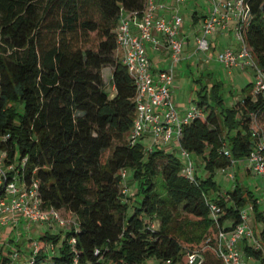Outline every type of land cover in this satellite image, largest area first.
Listing matches in <instances>:
<instances>
[{
	"label": "trees",
	"instance_id": "trees-1",
	"mask_svg": "<svg viewBox=\"0 0 264 264\" xmlns=\"http://www.w3.org/2000/svg\"><path fill=\"white\" fill-rule=\"evenodd\" d=\"M246 1L245 40L264 72V0ZM145 6L146 0H0V138L10 135L9 159H27L24 180L36 184L45 207L76 222L64 238L44 234L31 264H189L181 240L207 241L200 264H224L215 237L239 224V210L249 204L263 226L255 236L264 248L258 199L239 185L224 198L212 178L233 166L222 152L225 142L239 161L252 150V126L264 134V91L253 95L248 85L231 108L221 80L210 94L207 86L197 91L193 102L203 117L184 126L179 142L203 158L205 178H185L181 160L164 148L146 153L143 144L129 145L137 86L120 59L116 29L125 13L141 14ZM105 69L114 93L106 89ZM123 170L137 183L132 204L121 186ZM211 201L222 208L218 223ZM181 215L189 234L174 226ZM50 244H60L58 254H47ZM244 251L262 260L253 246Z\"/></svg>",
	"mask_w": 264,
	"mask_h": 264
},
{
	"label": "built area",
	"instance_id": "built-area-1",
	"mask_svg": "<svg viewBox=\"0 0 264 264\" xmlns=\"http://www.w3.org/2000/svg\"><path fill=\"white\" fill-rule=\"evenodd\" d=\"M186 0H176L178 4ZM212 6L210 14L202 21L197 36V49L208 54L211 50L209 38L220 28L228 27L231 21H236L233 29L237 49H227L220 52L216 60L229 71L233 69L253 70L255 81L253 95L264 91V72L258 67L252 51L248 46L244 27L249 18L250 11L246 0H207ZM165 5H159L156 0H146L144 11L125 13L116 29L117 46L122 63L127 67L137 86L136 117L133 127L128 134L130 147L142 144L145 138L152 143L146 153L157 148H164L177 136L180 140L183 128L194 119L203 117L201 109L194 105L193 109L183 113L172 98L173 87L176 81L175 68L181 63L183 57L182 32L185 26V16L176 13L169 17L160 13ZM128 14V15H126ZM136 29V30H135ZM148 44L156 51H165L168 54L164 68L155 70ZM255 125V124H254ZM253 147L246 158L250 170L264 177V134L255 125L251 128ZM10 135L0 138V226L8 227L12 224H22L28 229L31 224L50 225L70 230L76 225L75 220L64 219L54 208L45 207L35 183L28 184L24 180L27 159L14 165L9 159L7 142ZM180 143V142H179ZM223 154L233 159L232 151L225 142ZM186 161L182 166L185 178L195 180V163L192 154L182 150ZM228 169H224L226 171ZM129 171L121 172V186L123 193H127V178ZM230 178H234L229 174ZM253 206L239 210L241 221L231 230H220L216 235L217 253L224 264H245L241 244L244 241H253L256 251H262L260 264H264V248L255 236V229L250 221V212ZM211 218L218 223L222 208L216 202H210ZM32 248L19 253V251L4 252L0 249V264H31L38 256L40 247L37 241H32ZM72 251L76 249V238L69 241ZM189 264H200L203 257L200 253L188 255Z\"/></svg>",
	"mask_w": 264,
	"mask_h": 264
},
{
	"label": "rangeland",
	"instance_id": "rangeland-1",
	"mask_svg": "<svg viewBox=\"0 0 264 264\" xmlns=\"http://www.w3.org/2000/svg\"><path fill=\"white\" fill-rule=\"evenodd\" d=\"M203 4L204 11H210V8L208 5H205L206 0L201 1ZM205 5V6H204ZM195 24L192 23V32H195ZM234 34V33H233ZM194 35V34H193ZM217 36H215L214 40H212V36L209 38V41L212 43H215L217 45L216 50H212L208 53V60L209 63H207V59H204V62L201 60L196 65L195 68L193 66V73L194 74H187L188 76L185 77L184 73V80L182 82V86L178 87L179 95H182L184 98L182 102H184L183 106L179 108L180 111H183V113L188 112L193 109L195 103L193 102L194 99L197 97V91L202 90L204 86H207V92L210 94L213 90V85L218 81L221 80L223 82L222 90H221V96L224 99V103L226 107H236L239 105V103L243 100L244 95L247 92H244V90L248 87V85L254 84L255 81V73L253 70H239V69H233L229 71L226 69L221 63H219L216 60L217 55L225 51L227 49H234L230 45L229 36H226V40L223 43L217 42ZM235 38V35H234ZM236 40V38H235ZM237 42V41H236ZM194 45V39H192V47ZM184 50V48H183ZM206 55V53L201 52V55ZM196 62V61H195ZM194 65V64H193ZM188 71V70H187ZM189 73V72H188ZM104 76L106 77V80H111V74L109 69H105ZM106 81V89L110 93H114V89L109 81ZM114 95H112L113 97ZM141 143L144 145L145 150L147 151L149 146L151 145L152 141L151 139H143ZM164 149L174 153L182 163L186 161L185 157L182 155V149L180 148V143L175 136L170 143L164 147ZM192 159L195 163V169L196 173L200 175L201 178H205L206 173L204 169V160L203 158L197 157L195 155H192ZM237 161V160H236ZM14 165L18 164L19 162V156L18 154L15 156V158L12 161ZM249 166V163L246 159H242L237 161L236 164L231 166L228 170H217L215 174L212 176L213 181L216 183L217 186V193L220 195L226 192H231L234 190L236 185H239L241 187L242 192L247 195L248 193H251L258 199L259 205L261 206V210L264 211V177L261 175L256 174L253 171H249L247 167ZM229 174H232L234 178H230ZM127 193L129 197H132L131 204L133 203L134 198L137 194V183L133 179L131 173L129 172L128 178H127ZM130 204V205H131ZM252 205H247L246 207H249ZM132 210L129 211L131 213ZM68 220H74L73 216L68 215ZM184 216H177L174 220V226L184 228L185 232L189 234L190 229L186 226ZM250 220L253 224V226H257L258 229H262V225L255 224V213L254 210L250 212ZM151 227L155 230H158L160 227L159 221H153L151 223ZM53 231L50 233L61 235V237L64 238V236L69 231L68 229H59L57 227H52ZM49 231V228L46 225L41 224H31L28 229L24 227L22 224H12L8 227L0 226V249L3 248L4 252H9V250H12V252L19 251L20 254L22 252H25L28 249L32 248V241H38L44 234H46ZM200 232V230H199ZM185 247V258L192 251H197L200 254H202L200 251L206 248L207 241L202 242L201 244H188L185 241L181 240ZM60 244L57 246L52 247V245H48L47 247V254L54 255L58 254L59 252ZM150 264H155V262Z\"/></svg>",
	"mask_w": 264,
	"mask_h": 264
},
{
	"label": "crops",
	"instance_id": "crops-1",
	"mask_svg": "<svg viewBox=\"0 0 264 264\" xmlns=\"http://www.w3.org/2000/svg\"><path fill=\"white\" fill-rule=\"evenodd\" d=\"M159 5H165L166 9H160V13L164 14L165 16L169 17L173 14L180 13L185 16V26L182 32V40H183V57L181 63L175 68L176 70V81L175 85L173 87L172 92V98L175 104L180 108L184 104L182 102L183 96L179 95L178 87L182 86V82L184 80V73L186 74L185 77H187V74H190L188 72L194 71L193 66L196 68L198 65L197 63L201 60L204 62V59L208 58V54L201 55V51H198L197 47V36L199 34L200 28L202 26L203 19L210 14V11L212 9V6L209 4V2H205V5H208L210 8V11H204L202 0H186L185 3L178 4L176 0H156ZM204 1V0H203ZM204 5V6H205ZM128 15V14H126ZM199 20L196 22L195 20ZM192 23L195 24V32H192ZM236 24V21H231L226 28H220L218 32H216L214 35H212V40H214L215 36H217V42L223 43L226 40V36H229L230 45L234 47V49H237L239 47L238 42H236L233 34V29ZM136 30V29H135ZM194 34V35H193ZM192 39H194V45L192 47ZM211 43V49L213 47V50H216L217 45L215 43ZM148 50L154 65L155 70L164 68L166 65V60L168 57V54L165 51H156L152 48L150 44H148ZM196 61V62H195ZM209 62V60H206ZM194 64V65H193ZM198 68V67H197ZM238 69V68H237ZM188 70V71H187ZM240 70V69H239ZM243 71V70H242ZM149 139V138H145ZM247 169L249 171L250 167L248 166ZM228 192L221 194L222 197H226ZM251 221V220H250ZM252 224V222H251ZM49 228L48 232H52V226L46 225ZM253 226V224H252ZM55 227V226H54ZM53 227V228H54ZM58 228V227H57ZM253 228H258L257 226H253ZM63 230L62 228H59ZM63 238V237H62ZM249 245L253 246V241H244L241 244V248L243 250V260L245 264H260V260H256L254 258H251L245 254L244 248Z\"/></svg>",
	"mask_w": 264,
	"mask_h": 264
}]
</instances>
